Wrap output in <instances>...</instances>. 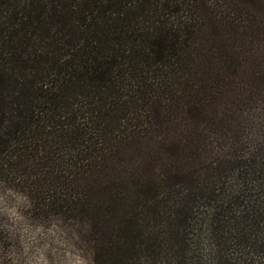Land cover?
<instances>
[{
	"label": "trees",
	"instance_id": "obj_1",
	"mask_svg": "<svg viewBox=\"0 0 264 264\" xmlns=\"http://www.w3.org/2000/svg\"><path fill=\"white\" fill-rule=\"evenodd\" d=\"M92 264H264V0H0V183Z\"/></svg>",
	"mask_w": 264,
	"mask_h": 264
},
{
	"label": "rangeland",
	"instance_id": "obj_2",
	"mask_svg": "<svg viewBox=\"0 0 264 264\" xmlns=\"http://www.w3.org/2000/svg\"><path fill=\"white\" fill-rule=\"evenodd\" d=\"M79 230L34 215L17 186L0 183V264H92Z\"/></svg>",
	"mask_w": 264,
	"mask_h": 264
}]
</instances>
